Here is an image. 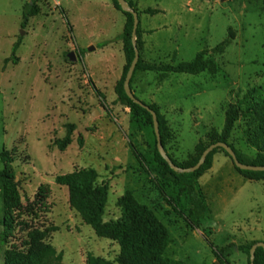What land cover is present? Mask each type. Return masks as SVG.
Masks as SVG:
<instances>
[{
	"label": "rangeland",
	"instance_id": "374dc122",
	"mask_svg": "<svg viewBox=\"0 0 264 264\" xmlns=\"http://www.w3.org/2000/svg\"><path fill=\"white\" fill-rule=\"evenodd\" d=\"M127 1L138 6L143 26H168L155 36L159 51L149 60L143 42L145 62L176 65L207 50L214 63L200 76L161 79L139 71L131 85L165 117L173 132L166 151L186 165L200 142L209 146L222 133L225 110L237 97L264 88V0ZM31 2L40 13L23 24ZM147 9L165 16L152 19ZM125 22L113 0H0V153L11 157V162L0 157V172L13 178L0 180V264H7L8 252L26 253L35 230L53 227L58 231L45 243L62 264L119 257L121 244L98 237L71 207L69 186L57 183L84 169H94V183L108 186L104 222L123 218L118 201L127 192L153 211L168 232L167 259L219 264L218 250L264 243V181L245 179L219 151L191 192L168 178L157 161V139L146 117L118 100ZM231 30L234 39L225 52L212 53ZM70 53L76 62L68 59ZM67 125L76 130L61 152L55 142L66 137ZM242 125L229 143L253 161L257 151L246 144ZM40 193L46 196L42 206L19 211ZM223 255L222 264H248L237 249Z\"/></svg>",
	"mask_w": 264,
	"mask_h": 264
},
{
	"label": "trees",
	"instance_id": "16d2710c",
	"mask_svg": "<svg viewBox=\"0 0 264 264\" xmlns=\"http://www.w3.org/2000/svg\"><path fill=\"white\" fill-rule=\"evenodd\" d=\"M127 1V0H126ZM115 8L120 11L126 18L123 33L120 40L123 44V53L125 57V66L121 80L116 86V95L118 100L125 107L129 108L136 115H144L150 125L153 126L152 115L134 103L126 94L124 83L128 71L135 58V50L132 43V34L134 26V17L131 13L123 12L117 0H113ZM131 10L139 14L136 4L127 1ZM40 13V8L36 2L28 3L23 10V24H26L32 17ZM161 11L156 9H147L144 14L155 16ZM234 39V33L231 30L229 37L220 45L212 50V53L223 54L227 46ZM18 45L14 46L13 52H16ZM137 46L140 52V59L137 64L134 76L137 72H153L159 73L161 79H165L170 74H186L191 76H200L212 69L214 63L207 55L209 51L200 52L191 62H182L176 65L173 64H158L145 62L142 59V30L141 23L137 31ZM133 76V79H134ZM131 81V85L133 82ZM132 89V86H131ZM133 91V90H132ZM134 93V91H133ZM135 95V93H134ZM135 97L139 99L136 95ZM140 100V99H139ZM143 102V101H142ZM144 103V102H143ZM147 105L146 103H144ZM149 106V105H147ZM157 113L162 145L166 154V147L173 138V132L167 124L165 117L160 113L156 106H149ZM242 123L243 138L246 144L257 151V156L253 161L244 158L229 140L234 132L237 124ZM68 134L64 139L57 140L55 146L61 151H65L71 145V137L76 130L74 125H67ZM154 128V127H153ZM228 144L236 153L238 160L246 165L264 167V88H254L248 90L242 97H237V101L231 104L225 110V125L221 134H215L210 145L216 143ZM209 145V146H210ZM200 142L196 149V157L193 161L186 165L178 164L171 157L172 162L181 169H189L198 164L203 153L209 147ZM222 151L229 159L230 156L223 150H214L208 157L205 164L194 173H181L172 170L164 158L160 155L158 148L156 149L157 161L164 167L165 173L171 180L180 183L191 192H194L197 181L212 169L214 156ZM0 157L11 162V157L8 152L0 153ZM232 161V159H231ZM233 163V161H232ZM234 165V163H233ZM235 167V165H234ZM237 172L250 181H264V172L242 171L235 167ZM97 173L94 169H84L76 172L72 177H58L57 183L67 185L70 189V205L76 210L84 222L91 226L100 238L118 241L122 246V252L114 261H109L103 258L89 256L87 264H187L182 261L167 259L163 256L165 250L170 244V239L166 228L158 221L152 210L146 206L138 204L131 192H127L119 199L118 205L123 208L124 216L117 222H104V210L108 200V186L105 184L98 185L95 182ZM0 180L12 181L13 178L4 172H0ZM82 181V182H81ZM45 195L40 193L34 203L28 204L21 210L34 212V207L44 204ZM58 231V228H51L44 231L35 230L30 236L28 251L24 252H8L7 264H62L61 257L56 256L55 250L45 241L49 238L51 232ZM258 242L241 245L236 247L230 245L223 250L217 251L219 264H222L220 259L224 258L223 252H230L234 249L242 252L250 261V252L253 246ZM254 264H264V249L258 248L255 254Z\"/></svg>",
	"mask_w": 264,
	"mask_h": 264
},
{
	"label": "water",
	"instance_id": "95a60500",
	"mask_svg": "<svg viewBox=\"0 0 264 264\" xmlns=\"http://www.w3.org/2000/svg\"><path fill=\"white\" fill-rule=\"evenodd\" d=\"M117 2L119 3L121 10L123 12H128L131 13L134 17V26H133V34H132V43H133V47L135 50V58L132 62V65L128 71L125 83H124V89L125 92L127 94V96L137 105L141 106L142 108H144L145 110H147L153 117V127H154V132L156 135V139H157V148L158 151L160 153V155L164 158V160L167 162V164L172 168V170L176 171V172H181V173H194L196 171H198L206 162L207 157L214 151L217 149H223L232 159L235 167L239 170L242 171H253V172H264V167H259V166H252V165H246L241 163L238 158L237 155L235 153V151L226 143H216L213 145H210L205 152L203 153L200 161L198 162V164L192 168L189 169H181L179 167H177L171 160V158L166 154L164 147L162 145V140H161V135H160V128H159V121H158V116L157 113L155 111H153L149 106L145 105L141 100L137 99L131 89V81L133 79L137 64L139 62L140 59V52L137 46V31L140 25V18H139V14L133 10H131L129 4L127 3L126 0H117ZM90 51H94V48H90ZM68 59L71 62H76L77 59L75 58V54L74 53H70L68 54ZM258 248H263L264 249V243L263 242H258L255 246L252 247L251 252H250V261L251 264H254L255 261V254H256V250Z\"/></svg>",
	"mask_w": 264,
	"mask_h": 264
},
{
	"label": "crops",
	"instance_id": "0c3cea01",
	"mask_svg": "<svg viewBox=\"0 0 264 264\" xmlns=\"http://www.w3.org/2000/svg\"><path fill=\"white\" fill-rule=\"evenodd\" d=\"M136 4V3H135ZM138 5V4H137ZM138 7V6H137ZM141 13V11H139ZM162 17L165 16V12L162 11L161 14L155 15V16H151L152 19L157 18V17ZM140 23H141V29H142V40L144 42V52H143V56L145 55L147 57V59L149 60V57H151L154 53H157L159 51V47L158 45L155 43V36L161 32V31H165L168 26L167 25H163L160 26L158 28H154L151 26H143L142 20L140 19ZM171 40V39H170Z\"/></svg>",
	"mask_w": 264,
	"mask_h": 264
}]
</instances>
